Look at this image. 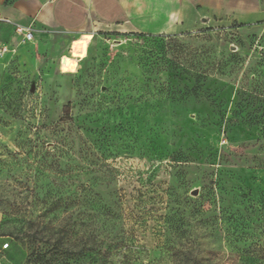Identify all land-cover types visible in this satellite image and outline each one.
Returning a JSON list of instances; mask_svg holds the SVG:
<instances>
[{
  "label": "rangeland",
  "instance_id": "rangeland-1",
  "mask_svg": "<svg viewBox=\"0 0 264 264\" xmlns=\"http://www.w3.org/2000/svg\"><path fill=\"white\" fill-rule=\"evenodd\" d=\"M28 25L0 31V264H264V17Z\"/></svg>",
  "mask_w": 264,
  "mask_h": 264
},
{
  "label": "crops",
  "instance_id": "crops-1",
  "mask_svg": "<svg viewBox=\"0 0 264 264\" xmlns=\"http://www.w3.org/2000/svg\"><path fill=\"white\" fill-rule=\"evenodd\" d=\"M264 17L260 0H0V19L76 32L90 20L107 25H128L133 32L166 35L215 27L226 20ZM1 38L14 41L12 23H1ZM44 37L47 32L44 30ZM38 32L34 31L35 35ZM29 48H23L24 56ZM7 250V249H6ZM5 250V251H6Z\"/></svg>",
  "mask_w": 264,
  "mask_h": 264
},
{
  "label": "built area",
  "instance_id": "built-area-1",
  "mask_svg": "<svg viewBox=\"0 0 264 264\" xmlns=\"http://www.w3.org/2000/svg\"><path fill=\"white\" fill-rule=\"evenodd\" d=\"M47 1H51V0H47ZM3 20L7 23H12L13 27H14V31L16 33V35H18L19 37L22 38V41L24 42H30L33 41L34 39V29L32 28L31 25H23V24H19V23H13L12 21H10L7 18H3ZM6 50L5 47L0 49V54L4 53ZM9 248V242L8 241H0V255L7 249Z\"/></svg>",
  "mask_w": 264,
  "mask_h": 264
},
{
  "label": "water",
  "instance_id": "water-1",
  "mask_svg": "<svg viewBox=\"0 0 264 264\" xmlns=\"http://www.w3.org/2000/svg\"><path fill=\"white\" fill-rule=\"evenodd\" d=\"M192 194H193V195H196V194H197V189H194V190L192 191Z\"/></svg>",
  "mask_w": 264,
  "mask_h": 264
}]
</instances>
